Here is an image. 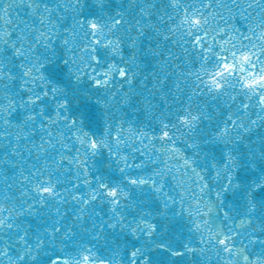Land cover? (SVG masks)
I'll return each instance as SVG.
<instances>
[{
	"label": "water",
	"instance_id": "obj_1",
	"mask_svg": "<svg viewBox=\"0 0 264 264\" xmlns=\"http://www.w3.org/2000/svg\"><path fill=\"white\" fill-rule=\"evenodd\" d=\"M0 264H264V0H0Z\"/></svg>",
	"mask_w": 264,
	"mask_h": 264
}]
</instances>
